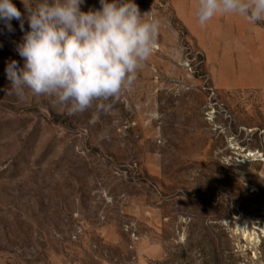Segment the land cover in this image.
I'll use <instances>...</instances> for the list:
<instances>
[{"label":"rangeland","instance_id":"374dc122","mask_svg":"<svg viewBox=\"0 0 264 264\" xmlns=\"http://www.w3.org/2000/svg\"><path fill=\"white\" fill-rule=\"evenodd\" d=\"M134 2L162 26L107 112L8 95L0 21V264H264V21Z\"/></svg>","mask_w":264,"mask_h":264},{"label":"clouds","instance_id":"9594fccd","mask_svg":"<svg viewBox=\"0 0 264 264\" xmlns=\"http://www.w3.org/2000/svg\"><path fill=\"white\" fill-rule=\"evenodd\" d=\"M22 3L26 17L12 0H0V21L14 32L15 19L23 32L15 46L23 65L10 60L5 67L7 94L20 100L50 98L69 115L94 107L109 111L112 105L106 102L134 86L162 26L152 11L141 13L134 0H99L100 9L88 11L81 10L84 0ZM218 15L255 24L264 21V0H196L195 18L201 28ZM96 120L93 114L90 123Z\"/></svg>","mask_w":264,"mask_h":264}]
</instances>
